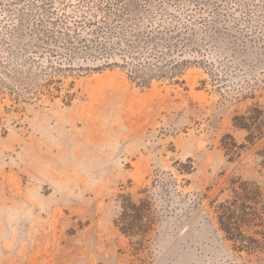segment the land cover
<instances>
[{
  "label": "rangeland",
  "instance_id": "rangeland-1",
  "mask_svg": "<svg viewBox=\"0 0 264 264\" xmlns=\"http://www.w3.org/2000/svg\"><path fill=\"white\" fill-rule=\"evenodd\" d=\"M41 1L0 0V35ZM167 1L171 11L200 7L197 39L212 40L213 68L193 63L177 81L143 86L80 58L53 95L0 96V264H264V251L233 249L214 210L231 178L264 193L260 144L231 162L222 148L227 134L243 142L232 116L264 104V0ZM120 194L151 202L153 227L140 243L115 224Z\"/></svg>",
  "mask_w": 264,
  "mask_h": 264
},
{
  "label": "trees",
  "instance_id": "trees-1",
  "mask_svg": "<svg viewBox=\"0 0 264 264\" xmlns=\"http://www.w3.org/2000/svg\"><path fill=\"white\" fill-rule=\"evenodd\" d=\"M69 4L42 0L30 21L19 18L3 25L1 98L19 103L53 95L60 90L57 83L73 72L74 60L80 58L102 60L93 70L120 67L143 86L153 79H174L193 63L214 66L206 53L212 40L205 35L197 39L196 26L205 22L199 6L186 4L171 11L167 0H76L77 9L67 11ZM73 96L65 93L64 103L69 104ZM231 124L245 135L239 144L226 135L230 142H222V148L228 161L246 145L260 144L255 155L264 170V104L251 103L232 116ZM119 207L116 226L140 243L153 227L151 202L146 197L133 200L130 194H120ZM214 210L218 229L234 250L264 251V193L257 182L231 178L227 196Z\"/></svg>",
  "mask_w": 264,
  "mask_h": 264
}]
</instances>
